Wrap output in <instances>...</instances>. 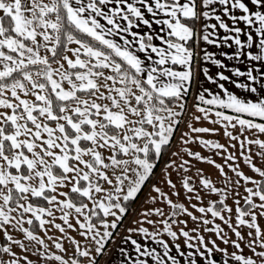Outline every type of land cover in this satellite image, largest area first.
Instances as JSON below:
<instances>
[{
  "label": "snow or ice",
  "instance_id": "1",
  "mask_svg": "<svg viewBox=\"0 0 264 264\" xmlns=\"http://www.w3.org/2000/svg\"><path fill=\"white\" fill-rule=\"evenodd\" d=\"M0 264H264V0H0Z\"/></svg>",
  "mask_w": 264,
  "mask_h": 264
}]
</instances>
